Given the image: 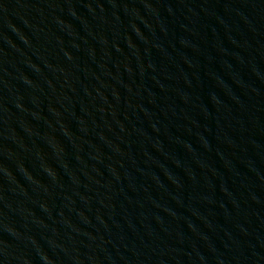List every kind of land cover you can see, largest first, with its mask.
Instances as JSON below:
<instances>
[{"label":"water","instance_id":"95a60500","mask_svg":"<svg viewBox=\"0 0 264 264\" xmlns=\"http://www.w3.org/2000/svg\"><path fill=\"white\" fill-rule=\"evenodd\" d=\"M0 264H264V0H0Z\"/></svg>","mask_w":264,"mask_h":264}]
</instances>
